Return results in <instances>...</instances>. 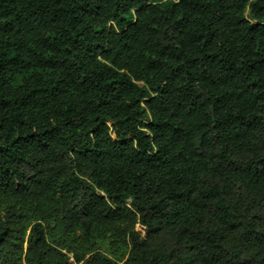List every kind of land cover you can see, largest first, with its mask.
<instances>
[{"label": "trees", "instance_id": "obj_1", "mask_svg": "<svg viewBox=\"0 0 264 264\" xmlns=\"http://www.w3.org/2000/svg\"><path fill=\"white\" fill-rule=\"evenodd\" d=\"M0 264H264V0H0Z\"/></svg>", "mask_w": 264, "mask_h": 264}]
</instances>
